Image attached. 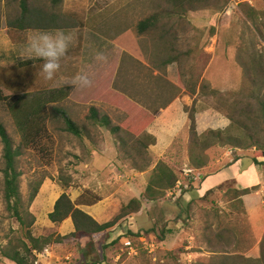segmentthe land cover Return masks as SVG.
I'll use <instances>...</instances> for the list:
<instances>
[{"label":"rangeland","instance_id":"obj_1","mask_svg":"<svg viewBox=\"0 0 264 264\" xmlns=\"http://www.w3.org/2000/svg\"><path fill=\"white\" fill-rule=\"evenodd\" d=\"M34 1L40 6L47 7L49 12L73 18L80 23L75 28L62 30L66 34H71L72 41L66 55L60 61L61 66L57 75L63 77L66 72H74L77 67L81 70L87 68V72L97 74L95 75L98 80L97 89L93 91L94 99L100 102L97 110L101 114L108 115L114 124L123 127L128 121L125 120L129 119L130 115L132 118L134 112L126 107V97L133 93L132 88H129L130 82L133 79L141 81L146 78V71L138 61L144 62L145 60L149 66L156 68L159 60L166 56L161 47L163 42L158 40L162 31H171L172 27L176 26L175 29L180 32L181 38L176 48L179 51L176 53L190 48L188 39L194 44L193 42L197 43L196 39L199 37L198 32L189 36L188 32L191 30L186 25L179 24L175 20L176 16H167L162 13L171 8L169 0H62L55 9L51 8L48 0ZM226 8L215 12L218 14L214 32L219 34L217 55L206 73L205 80L202 81V92L207 94L211 90L207 81H216L221 85L226 74L228 77L231 74L234 76L233 68L236 69L237 78L241 76L229 57L231 53L222 52L225 43L232 44V46L233 43H237L236 58L242 71L241 81L240 83L235 82V89L232 91H218L221 94L219 96L212 98L208 95L200 98L199 106L218 108L222 113L216 112L223 116L224 122L226 118L229 126L230 120L226 117L227 115L242 121L240 127L231 126L229 133L232 137L241 140L238 143L242 148L239 153L241 159L239 166L235 169L228 167L216 177L220 176L221 182L236 177L237 183L252 184L254 181L252 164L256 165L260 175L259 183L248 187L250 192L244 195V198L252 212L253 223L259 230L257 232L252 230L249 222L250 216L245 212L244 205L241 206L233 198L232 192L238 188L234 182L222 183L219 187L211 188L210 182L200 186L195 176V183L191 186L198 189L201 198L194 199L186 206L184 203L178 227L171 222L172 227L181 230L179 239L167 248L158 242L162 235H154L155 240L148 239L157 242H154L156 250L152 254L145 250H140L136 256L122 253L117 263H111V261L108 263V259L107 264H185L183 255L187 250L194 257L191 264H250L247 260L260 258L261 252L264 251V160L259 156V147L264 149V117L259 104V101L264 98V0H259L257 23L262 32V36L259 35V37L252 26L243 21L239 6L231 7L228 11L229 17L220 16V13L227 12ZM19 12V0H0V88L3 94L14 97L19 92H26L32 96H38L41 92L46 93L50 90L64 88L65 86H54L63 84V82L56 83L44 78L40 71L43 60L34 56L29 58L24 52L30 37L40 32L54 33L56 30L20 32L8 29V21L17 18ZM155 14H158L156 33L139 35L136 31L137 23ZM133 49L139 52L136 59L129 53ZM99 53H102L106 60H98ZM30 59L34 60L32 65L23 69L17 67V64ZM182 65L181 70L189 71L191 64L184 62ZM151 81L155 83L154 80ZM142 91L143 89L137 88L136 94ZM79 94V87H74L72 96L76 97ZM6 104L5 102L0 103V124L16 147L22 145L21 136ZM54 107L66 111L81 132L88 127L83 118L85 111L80 109L71 111L69 103L65 101L58 104L50 103L46 106L43 120L39 123V135L31 145L22 149V154L16 161L17 170L20 172L18 183L23 206L28 207L32 214L37 215L45 214L47 210L46 208L37 210L33 205L34 201L29 202L31 188L45 178L57 181V184L58 181L60 183L67 181L68 172L80 162L76 149L81 138L69 133L64 124L54 117L52 114ZM219 122L217 121L216 127L220 126ZM224 150L225 147H221V149H213L207 153L208 174L225 166ZM170 154L174 155V153H167V156ZM175 154L180 155L181 153ZM146 155H137L138 167L144 165L146 159L149 160ZM229 155L227 161L237 157L234 152ZM175 164L176 166H172V169L179 177V173L185 169V164L179 157ZM2 169V144L0 142V247L7 245L11 239L16 241L20 236L14 218L5 211L2 197ZM198 171L195 175H199ZM232 173L235 177L231 176ZM179 179L182 181L181 177ZM183 184L187 186L190 182L185 179ZM142 222V225L146 224V221ZM156 227L160 231L161 225L157 224ZM32 234L34 236H55L56 232L45 225L44 217L41 222L33 225ZM64 243L62 247L54 244L59 254L71 252L77 259L81 258L80 251L83 245L80 244L81 242L75 244L69 240Z\"/></svg>","mask_w":264,"mask_h":264},{"label":"crops","instance_id":"obj_2","mask_svg":"<svg viewBox=\"0 0 264 264\" xmlns=\"http://www.w3.org/2000/svg\"><path fill=\"white\" fill-rule=\"evenodd\" d=\"M243 3L249 4L250 7L259 11V0H230L226 10L228 12L231 7L237 8ZM227 12L220 13V16L224 15V17H229V12ZM217 14L218 13H215L212 10H198L188 12L181 17L176 16L175 18L179 24L186 25L188 29L191 30V32H188L190 34L189 36L194 34V32H198L197 34L199 36L196 39L197 43L193 42L195 45L188 39L187 42L190 44V48L182 51V53L191 50H198L202 55L209 56V61L198 80L195 93L192 96L190 95L191 91L187 92L184 86L185 81L189 78V71L185 69L181 70V66H183L182 64L184 62L191 64V66L193 65L194 61L190 57H185L182 60L180 68L177 63H172L165 68H160L159 65L158 67L153 68L152 66H149L145 60L144 62L141 60L138 61L146 71V78L141 81L133 79L130 82L129 88H132L133 93L126 97V107L130 109V111H134L135 115L144 113L145 116L147 115L152 118V121L144 129V132L154 139V143L148 145L145 150H143V145H138L137 147V144L134 146V149H132L130 143H128L125 149L121 148L115 137L112 136L109 131L105 128L94 126L92 123L85 120L88 108L93 106L97 109L100 104L97 99H94L95 95H93V91L97 89L98 80L97 77H95L97 74L87 72V68L81 70L78 67L74 72H66L63 77L57 75V73L55 74L52 80L56 83L63 82V84L54 83L55 87L65 86L74 89V87L77 86L72 84V79L77 74L87 75L92 81L90 87L78 86L80 94L73 97L72 91L67 100H65V102L69 103L71 111H75L76 109L85 111L83 118L88 127L82 130L79 137L81 139H79V144L76 150L80 157V162L68 172L69 179L67 181H69V186L64 188L60 181H58L57 184V181H51L48 178H45L42 181L39 191L33 200V205L37 210L46 208L47 211L45 214L40 215L33 213L35 217L34 225L41 222V219L45 217V225L56 232V235L65 236L72 233L74 227L71 219L68 218L60 224H53L48 220V214L52 212L55 201L63 192L69 196L72 202H75L85 191L90 193L91 199L96 198L97 201L94 204L78 205L77 208L89 215L98 224L107 223L112 220L119 213L121 207L125 206L131 199H141V196L148 185L151 172L158 161L168 160L170 165L176 166L175 161L179 157V159L187 165L188 158L186 153L188 151L189 122L185 108L191 107L193 100L195 99L197 100L195 126L198 136L209 130L224 131L228 129L229 122L226 118H224V122L222 120L223 116L217 113L214 108L199 106L201 101L200 98L209 95V92L205 94L204 92H200V89L202 87V81L205 80L206 73L214 63V57L217 55V40H219V34L214 32L217 25ZM175 28L176 26L172 27V34L170 31L169 35H165L169 42L167 43L166 40L162 41L163 44H161V47L163 48L164 55L172 53V50L175 53L176 51H179V49L176 48L177 43L180 41L181 34ZM223 47L224 49L222 52L225 54L231 53L229 57H231V61L242 76L241 67L238 65L239 63L236 58L237 43H233V46L232 44L225 43ZM201 48H203L202 51ZM129 53L134 59H136L135 57L139 52L137 50L134 51L133 49L129 51ZM232 72L235 73L234 76L231 74L228 77L226 74L221 85L216 81H207L206 83L211 90L219 92L232 91L235 89V82L238 81L240 83L241 81V76H238L237 78L236 69L233 68ZM149 78L154 80L155 83L153 84ZM137 88L143 89L142 93L139 92L136 94ZM131 119L130 115V118L125 121ZM217 121H220L219 127H216ZM213 149L221 148L213 147L209 149L207 153ZM137 150L145 151L147 154L146 157L149 158V160L146 159V163L141 167H138L136 164L137 154L135 151ZM224 151L223 159L226 161H223L226 163L225 166L220 168V170L208 174V167L206 166L198 171L199 175H195V172L185 174L183 172L182 178L187 179L190 182V185H187L182 189L181 195L175 201L163 199L154 202L143 199L139 211L132 214L133 220L131 225L127 224L123 218L109 230L95 235L93 237V243H89L87 247H85L86 241H81L80 244L83 245L82 250L80 251V259L83 260V257L86 258V262L83 264H99L101 262H106L107 264L108 259V263L109 261L114 263L119 257V253L122 250L125 241L129 240V234L142 235L148 239H154V235L161 234L162 236L158 239V242L169 248L171 244L179 239V232H181L178 228L172 227L171 222H173L175 227H178L180 216L183 213L182 206L184 203L186 206L194 199L201 198L198 189H196L195 186H191L195 183V176H197L200 186L209 184L210 182L211 188L213 186L219 187L220 184L231 181L237 185L238 190H244L248 187L256 186L259 183L260 175L258 168L253 164L254 181L252 184L237 183V178L233 173L231 176H234L235 179L231 178V180L225 182L220 181V176L216 177V175L220 174L222 170L228 167L234 169L237 168L239 166V161L241 160L239 153H241L242 149L225 148ZM232 152H234L237 157L233 160L231 159L227 161L230 157L229 154ZM167 153H174V155L170 154L167 156ZM175 153L181 154L176 155ZM261 159H263V157ZM244 197L245 196H242L241 199L245 212L250 216L249 222L252 230L257 232L259 228L253 223L251 217L252 212ZM180 198L183 200L181 199L180 201ZM142 221H146V224L142 225ZM157 224L161 225L160 231L157 230ZM59 246L61 245L59 244ZM54 249L57 251L55 245ZM57 253L59 254L60 252L57 251Z\"/></svg>","mask_w":264,"mask_h":264},{"label":"trees","instance_id":"obj_3","mask_svg":"<svg viewBox=\"0 0 264 264\" xmlns=\"http://www.w3.org/2000/svg\"><path fill=\"white\" fill-rule=\"evenodd\" d=\"M61 1L62 0H48V3L52 9H55ZM168 2L171 4V8L162 13L167 16L181 17L188 12L198 10H212L213 12H218L221 8L225 9L230 0H169ZM41 6L34 0H19V15L14 20L8 21L7 28L20 32L26 30L48 31L70 29L80 25V23L73 18L49 12L47 7L44 5ZM239 8L243 21L252 26L258 37L259 35L262 36L259 24L257 23V20H259V11L245 3L239 5ZM157 15L158 14L151 15L138 22L136 25L137 33L139 35L156 33V30L158 29ZM169 32L170 31L168 30L162 31L158 40L161 42L164 40L167 41L165 35H169ZM168 42L169 41H167V43ZM185 57H190L194 61L193 65L189 68V78L185 81L184 85L187 92L191 91L190 95L192 96L195 93L198 80L209 61V56L202 55L198 50H191L186 53H175L172 50V53L167 54L164 59L159 60L158 65L160 68H165L172 63H177L180 68L182 60ZM35 61L37 62V60ZM33 62L34 60L30 59L17 64V67L23 69L32 65ZM72 91V87H64L50 90L46 93L41 92L38 96H32L26 92H19L14 95V97H8L3 94V91L0 88V103H7V109L13 116L14 123L20 133L22 142V145L15 147L6 130L0 124V142L2 144L3 160L2 197L5 204V211L14 218V221L18 226V231L20 232V236L16 241H12L11 239L7 245L0 247L1 261L7 260L13 264H32L33 251L39 252L47 245H62V243L65 244L64 242L69 240L75 242V244L85 240V247H87L89 243H93V237L95 235L109 230L119 220L124 218L127 224H131L133 220L132 214L139 211L143 199L154 202L163 199L168 200L166 199V193L174 187L178 180H181L179 177L182 178L183 170L196 172L208 165V149L213 147L242 149L240 144H238L241 140L237 137H232L229 134L231 126L240 127L242 121L234 119L230 115L226 116L230 120V126L228 129L224 131L209 130L200 136L197 135L195 126L197 100L195 99L193 100L191 107L185 108L189 122L188 151L186 153L188 161L187 165H185V169L179 173V177L177 172L172 169V165L163 160L158 161L151 172L148 185L141 196V199H131L125 206L121 207L119 213L112 220L104 224H98L89 215L77 208L78 205L94 204L97 201L96 198L91 199L89 192L85 191L75 202H72L69 196L63 192L55 201L52 212L48 214V220L53 224H60L69 218L73 224L74 231L65 236H34L32 234V227L35 223V217L28 210V207L23 206L18 183L20 172L17 170L16 161L22 154V149H26L25 146L31 145L39 135V123L43 120L42 118L46 106L50 103L58 104L59 102L67 100ZM200 92H202V87ZM209 95L213 98L214 96H219L221 94H219L218 91L210 90ZM259 104L262 116L264 117V98L259 101ZM215 110L222 113L218 108H215ZM52 114L64 124L65 129L69 133L76 137H80L81 130L66 111L54 107L52 109ZM144 116V113L137 115L134 113L132 119L128 120L126 126L123 127L122 125L114 124L108 115L101 114L95 107L91 106L88 108L85 120L89 121L94 126L102 127L109 131V133L115 137L121 148L125 149L128 143H130L132 149H134V146L137 144V147L138 145H143V150H145L148 145L154 143V139L144 132V129L150 124L152 118L147 115ZM253 146L256 145L253 144ZM259 149V156L264 157V149L260 147ZM135 153L138 156L146 155V152L141 150H137ZM253 162L256 163L255 160H253ZM183 180L185 179L182 178V184ZM42 181L38 182L33 188H31L29 202H32L35 199ZM61 185L66 188L69 186V181H63ZM249 192L250 190L248 188L244 190L236 189L232 194L233 198L242 206L243 202L241 197ZM140 236L142 235L129 234V237L133 240ZM85 259L86 258L84 257L83 260L77 259V257L73 256V262L75 264H83L86 262ZM247 261L250 262V264H264V251L261 252L260 258Z\"/></svg>","mask_w":264,"mask_h":264},{"label":"clouds","instance_id":"obj_4","mask_svg":"<svg viewBox=\"0 0 264 264\" xmlns=\"http://www.w3.org/2000/svg\"><path fill=\"white\" fill-rule=\"evenodd\" d=\"M72 41L71 34H66L62 30L52 32H40L29 38L25 47V54L31 58L36 57L44 61L40 66L46 80H52L60 69V61L66 55ZM98 60H106V57L99 53ZM72 84L79 87H90L92 81L87 75L77 74L72 79Z\"/></svg>","mask_w":264,"mask_h":264},{"label":"built area","instance_id":"obj_5","mask_svg":"<svg viewBox=\"0 0 264 264\" xmlns=\"http://www.w3.org/2000/svg\"><path fill=\"white\" fill-rule=\"evenodd\" d=\"M264 160V157H263ZM185 173H191V170H184ZM196 178H194L195 180ZM182 181L178 180L174 187L167 191L166 199L170 201H175L182 193L183 186ZM131 225V224H129ZM147 239V240H146ZM155 241L148 240L147 237L140 236L138 238H129V240L125 241L122 250L119 253V257L116 259L115 263H117L120 259V255L122 253H127L128 255L136 256L140 250H145L147 253L152 254L156 250ZM134 243V245H133ZM184 262L185 264H191L193 262L192 255L187 250L184 253ZM0 264H13L7 260H0ZM32 264H75L73 262V256L71 253H62L58 254L54 249V245H47L41 251L35 252L33 251V260ZM99 264H106V262H101Z\"/></svg>","mask_w":264,"mask_h":264}]
</instances>
